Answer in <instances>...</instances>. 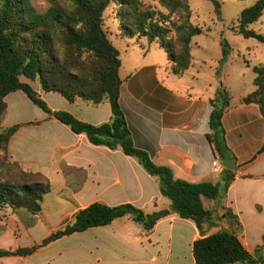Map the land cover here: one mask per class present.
I'll return each mask as SVG.
<instances>
[{"label":"crops","instance_id":"0c3cea01","mask_svg":"<svg viewBox=\"0 0 264 264\" xmlns=\"http://www.w3.org/2000/svg\"><path fill=\"white\" fill-rule=\"evenodd\" d=\"M110 34L120 52V103L135 146L147 152L157 165L170 168L176 179L216 184L222 174L215 177L212 169L223 159L207 136L211 134L214 110L211 100L221 86L231 89L227 76L219 77L216 72L205 77L195 62L184 75L176 76L170 70L167 54L157 44L124 41L111 30ZM32 85L47 104V96L61 100L59 108L48 104L53 111H67L96 126L112 118L107 101L99 106L82 99L72 103L60 94L43 92L38 84ZM252 92L239 95L237 104L231 97V106L223 118L225 153L237 160V172L225 199L204 200L214 212L216 226H205L201 232L193 221L171 213L147 235L127 216L77 234L82 243L74 259H61L58 264H196L194 243L232 227L225 217L227 210L238 218L235 227L239 228L242 245L254 254L264 244V117L258 106L242 103ZM18 94L6 98L7 122L3 121L6 128L22 125L9 144L11 160L36 165L46 178L50 174L67 178L69 174L79 182L71 186L67 183L65 189L71 197L52 215H46L44 210L37 216L25 210L4 212L8 215L7 227L0 229V247H22L20 239L24 234L31 236L41 222L50 224L51 218L59 219L52 234L70 223L79 210L96 202L110 207L132 204L147 214L171 211V201L162 196L158 181L121 150L94 146L85 135L73 133L46 113L34 120L26 111L18 112L19 119L11 125L9 99ZM10 239L13 244H7ZM28 258H1L0 264H23Z\"/></svg>","mask_w":264,"mask_h":264},{"label":"trees","instance_id":"16d2710c","mask_svg":"<svg viewBox=\"0 0 264 264\" xmlns=\"http://www.w3.org/2000/svg\"><path fill=\"white\" fill-rule=\"evenodd\" d=\"M207 1L214 4L216 13L221 16L220 2ZM49 2V10L41 14L31 0H0V121H4L7 114L6 98L22 92L49 117L69 127L73 133L85 135L92 145L121 150L136 159L158 181L162 196L171 201V211L147 214L132 204L110 207L96 202L79 210L70 223L32 247H0V259L30 257L66 237L108 226L127 216L141 225L147 235L171 213L193 221L201 232L205 226H216L214 212L205 206L204 200L225 199L235 181V173L225 169L216 184L190 183L176 179L170 168L157 165L147 152L135 146L120 103V52L111 40L110 30L104 26L106 13L112 10L110 18L118 20L121 40L157 44L167 54L172 74L182 76L194 65L193 40L203 34L202 27L192 21L188 0H159L156 8L147 7L143 0ZM263 16L264 0H258L240 14L236 33L264 44V34L250 29ZM222 49L225 61L229 45L222 44ZM254 72L255 90L244 97L242 103L258 106L264 117V65L255 67ZM220 73L217 70V76L220 77ZM32 84H38L43 92L60 94L72 103L82 99L99 106L107 101L112 118L96 126L67 111H53ZM211 104L214 110L207 139L222 159H232L225 153L223 118L231 106L226 88H219ZM21 127L0 128V215L9 209L40 215L45 197L51 192L48 178L26 171L10 158V141ZM8 170L16 171L19 179L4 177L3 173ZM225 217L231 222L230 229H222L194 243L196 264H264V244L250 254L238 237L239 228L235 227L238 218L228 210Z\"/></svg>","mask_w":264,"mask_h":264},{"label":"rangeland","instance_id":"374dc122","mask_svg":"<svg viewBox=\"0 0 264 264\" xmlns=\"http://www.w3.org/2000/svg\"><path fill=\"white\" fill-rule=\"evenodd\" d=\"M35 9L43 14L46 13L51 4L49 0H31ZM221 4V16L216 13L214 4L207 0H188V4L192 10V21L203 29V34L197 36L193 40V56L196 69H201L203 76L213 75L220 70V75L228 78L227 90L230 97L233 98V104L238 103L239 95L249 94L254 90L253 82L256 78L254 68L264 65V44L256 39H245L236 33L237 20L240 14L247 8H250L258 0H218ZM147 7H159V0H143ZM112 10L106 13L105 29L120 35L119 22L110 18ZM109 27V28H108ZM251 30L264 34V16L261 20L250 26ZM229 45V55L225 61L223 55L222 44ZM24 81H26L23 78ZM37 86V84H34ZM20 95H23L22 97ZM48 104L51 108H59L60 99L57 96H47ZM10 118L9 123L13 125L18 119V112H27L29 118L37 120L42 117L44 112L33 104L22 92L12 96L9 99ZM7 116L4 118V122ZM7 122V120H6ZM3 121H0V128ZM254 148L256 144L254 143ZM1 163V161H0ZM1 167V164H0ZM26 171L32 173H40L41 171L36 165H23ZM47 172V170H43ZM51 173V172H50ZM49 173V174H50ZM56 173V172H55ZM2 175V173H1ZM43 175V174H42ZM4 177L18 180L16 171L8 170L3 173ZM67 176V175H66ZM51 184V192L45 197L43 210L46 215L54 214L59 208L65 205L67 198L71 197V193L65 189L68 186L78 184L79 179L70 177H62L60 174H50L47 177ZM7 214L0 215V229L7 227ZM59 225V219L51 218L50 224L41 222L32 232L31 236L24 234L20 239L22 247H31L40 243L47 238L52 229ZM13 244L10 239L7 244ZM81 238L77 234L66 237L40 252L30 256L23 264H58L61 259L73 260L75 251L81 244Z\"/></svg>","mask_w":264,"mask_h":264},{"label":"water","instance_id":"95a60500","mask_svg":"<svg viewBox=\"0 0 264 264\" xmlns=\"http://www.w3.org/2000/svg\"><path fill=\"white\" fill-rule=\"evenodd\" d=\"M222 164L225 169L230 170L232 172H237V160L234 159H223Z\"/></svg>","mask_w":264,"mask_h":264},{"label":"built area","instance_id":"2783aa9c","mask_svg":"<svg viewBox=\"0 0 264 264\" xmlns=\"http://www.w3.org/2000/svg\"><path fill=\"white\" fill-rule=\"evenodd\" d=\"M223 171V166L221 164L220 161H217L216 164L214 165L213 169H212V174L215 177H220Z\"/></svg>","mask_w":264,"mask_h":264}]
</instances>
